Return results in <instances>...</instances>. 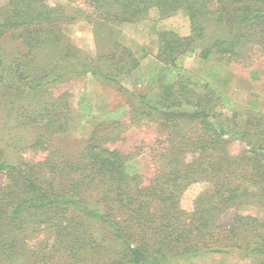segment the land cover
Returning <instances> with one entry per match:
<instances>
[{"label":"trees","instance_id":"16d2710c","mask_svg":"<svg viewBox=\"0 0 264 264\" xmlns=\"http://www.w3.org/2000/svg\"><path fill=\"white\" fill-rule=\"evenodd\" d=\"M80 4L90 12L80 6L79 11L94 20L98 29L139 23L152 11L160 19L183 11L191 33L159 34L158 89L143 94L123 81L139 66L127 49L100 58L112 63L109 71L85 61L65 60L71 44L65 27L76 17L48 0H0V41L13 33L27 48L23 59L11 60L10 65L0 55V105L15 109L16 92L25 95L62 83L69 75L91 73L124 89L133 107L127 110L138 121L154 122L166 132L153 155L164 165L143 185L129 156L92 140L86 156L67 167L68 172L48 167L47 183L42 185V167L10 163L4 154L8 145L0 141V173L6 176L0 186V261L14 254L19 233L45 226L57 234L56 246L66 251L80 252L89 245L88 257L113 243V257H96L89 264H171L234 252L260 256L264 264L263 221L237 213L229 228L216 224L219 215L232 206L264 208V111L249 103L253 111L238 113L233 100L210 81L224 65L243 61L255 50L264 56V0H81ZM43 45L49 49L48 58L58 63H37L40 53L36 49ZM196 52L203 73L196 81H180L181 61ZM44 107L49 112L48 104ZM51 110L60 116V108ZM78 110L85 117L93 116V108L83 101ZM226 110L232 114L226 115ZM20 111L23 117L30 110L21 106ZM42 113L43 107L32 117ZM119 113L117 109L105 114L111 126L121 125ZM45 128L53 134L67 130L57 118H49ZM229 136L246 144L241 155L228 152ZM22 142L19 139L17 144ZM187 154L197 157L187 161ZM61 175L62 182L57 183ZM199 181L208 182L211 190L198 200L194 211L186 212L180 208V197ZM83 227H98L110 240L98 236L90 242Z\"/></svg>","mask_w":264,"mask_h":264},{"label":"rangeland","instance_id":"374dc122","mask_svg":"<svg viewBox=\"0 0 264 264\" xmlns=\"http://www.w3.org/2000/svg\"><path fill=\"white\" fill-rule=\"evenodd\" d=\"M52 5L65 9L70 16L76 17L74 21L65 27L66 39L71 43L69 57L65 60L79 63H92L106 68L108 71L112 63L100 59L104 55L116 51L118 54L127 49L133 57L139 61V66L130 76H124L123 81L138 93H151L157 91V77L162 64L157 60L159 50V34L164 31H173L181 36L191 33L189 17L183 11L175 15L160 19L156 11H152L143 21L135 24H122L98 29L86 14L79 11L80 7L87 10V6L79 1L48 0ZM80 6V7H79ZM97 27V28H96ZM111 29V30H110ZM49 51L46 46L36 49L37 63L41 66L50 62L58 63V59L46 55ZM27 52V48L20 38L13 33H8L0 41V55L7 65L11 60H21ZM53 62V63H54ZM66 62V61H65ZM182 76L179 80L191 78L196 81V76L203 73V62L196 52L191 58L181 61ZM175 72L172 76H176ZM65 81L51 84L42 89L27 92L25 95L16 92L15 109H5L0 105V141L6 146V159L20 167H42L41 181L46 185L47 168L55 167L58 171L68 172L67 167H73L76 162L87 154L89 143L94 140L101 147L118 149L124 155L129 156L141 174V183L144 185L150 181L155 171L162 168L164 163L156 160V149L160 148V140L165 138L166 132L154 122L138 121L128 110L130 96L119 86L106 79H101L88 73L86 76L69 75ZM171 76V77H172ZM211 84L220 88L233 100V107L238 113L246 114L253 111L249 103L264 111V56L257 50L249 53L248 57L240 62H232L224 65L218 75L211 79ZM203 83V82H201ZM200 90V89H196ZM196 98V95L193 94ZM85 102L93 108V116L85 117L79 112V102ZM48 104L49 112L45 105ZM56 105V106H53ZM24 106L30 110L28 114L18 112L19 107ZM127 106L129 109L127 110ZM43 113L38 117H32L37 109ZM52 107L60 108V116L57 117ZM9 108V107H8ZM47 108V109H48ZM120 109L118 119L121 125L111 126V121L106 119L107 112ZM10 110V111H9ZM56 110V109H55ZM46 112V113H45ZM226 115L231 111L226 110ZM31 113V115H30ZM30 117V118H29ZM29 118V119H27ZM49 118H57L59 123L66 125L65 133L53 134L52 129L45 130ZM19 122L27 123L20 127ZM228 152L232 156L241 155L247 146L236 137H228ZM23 142L18 145L17 141ZM13 140V142H12ZM196 154H187V161H193ZM48 168V169H49ZM57 183L62 182V175ZM6 179L5 173H0V186ZM211 190V185L205 181L193 183L180 197V208L186 212H192L196 208L198 200ZM253 216L264 222V208L256 205H235L222 212L216 220L220 228H229L236 214ZM65 220L64 224H67ZM90 242L98 236L110 240L98 227H83ZM57 234L50 232L47 227L41 226L34 230L28 228L19 233L17 247L14 254L6 262L0 264H89L96 257H113V243L107 250H98L94 257L86 256L92 251L87 245L80 252L66 251L64 246H56ZM119 247V246H117ZM120 249V247H119ZM113 253V254H112ZM82 257V258H81ZM262 257H244L234 252L223 255H208L205 258L183 260L171 264H261Z\"/></svg>","mask_w":264,"mask_h":264}]
</instances>
